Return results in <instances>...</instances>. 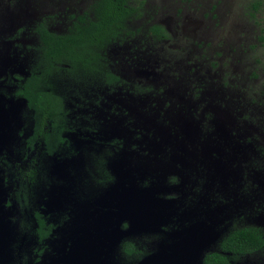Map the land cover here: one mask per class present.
Instances as JSON below:
<instances>
[{
    "label": "rangeland",
    "instance_id": "374dc122",
    "mask_svg": "<svg viewBox=\"0 0 264 264\" xmlns=\"http://www.w3.org/2000/svg\"><path fill=\"white\" fill-rule=\"evenodd\" d=\"M94 1L0 0V264H32L36 226L17 77L35 62L44 17L54 14L48 23L62 32L67 3L86 10ZM253 1L131 0L138 11L129 25L142 32L108 51L129 85L87 100L82 114L93 108L99 129L77 130L74 157L38 161L40 204L68 214L43 264H124L125 240L143 251L138 264H203L234 225L264 232V175L249 163L264 156V7ZM153 23L168 36L156 40ZM107 152L110 177L97 167ZM13 167H21L17 186L7 178ZM11 190V206H1ZM231 264H264V251Z\"/></svg>",
    "mask_w": 264,
    "mask_h": 264
},
{
    "label": "trees",
    "instance_id": "16d2710c",
    "mask_svg": "<svg viewBox=\"0 0 264 264\" xmlns=\"http://www.w3.org/2000/svg\"><path fill=\"white\" fill-rule=\"evenodd\" d=\"M130 2L131 0H95L89 9H86L85 14H80L73 26L62 32L52 30L48 23V18L55 16L54 14L47 15L38 23L36 31L40 43L37 46L36 55V49H32L35 62L31 65L30 75L24 79L20 94L27 99L28 107L35 117L39 118L40 129L44 128V124L54 129L57 124L62 123L59 118H65L64 98L60 94V88L63 89L60 87L62 79L76 76L77 79L78 77L99 78L104 83L118 81L122 84L121 77L110 65L111 58L108 51L112 44L129 42L142 32L139 28L133 30L129 25L136 15L135 12L138 11ZM253 2H255L253 5L255 10L264 7V0ZM216 6L217 4H214L213 8L215 9ZM89 11L94 13L93 16L89 15ZM251 15L255 17L256 13L253 12ZM150 30L156 40L168 36L164 27L158 23H153ZM60 139L63 140V138ZM50 145L53 150L54 146ZM262 152L264 154V149ZM262 158L264 156L249 162L260 175H264ZM216 160L217 165L224 168L222 157L219 156ZM98 161L106 164L105 160ZM215 173H219V170L216 169ZM35 215L38 221L35 240L41 247L36 261L37 264H43L49 243L60 239L57 232L63 231L61 226H64V223L50 222L45 212L37 211ZM64 218H67V215ZM121 251L124 252L122 254L124 264H138L144 258L143 251L127 240L123 242ZM263 251V230L253 224H237L221 237L215 249L205 253L203 264H231L233 256L253 255Z\"/></svg>",
    "mask_w": 264,
    "mask_h": 264
},
{
    "label": "flooded vegetation",
    "instance_id": "af4514ba",
    "mask_svg": "<svg viewBox=\"0 0 264 264\" xmlns=\"http://www.w3.org/2000/svg\"><path fill=\"white\" fill-rule=\"evenodd\" d=\"M72 1V0H71ZM66 6L70 7V10L68 11V13H66V15L69 16V21H68V25H66V29L65 31L70 28L71 26H73L75 20L80 16V14H85L87 11L85 9H80V7L76 8L72 2H69L66 4ZM74 6V7H73ZM76 9H80L77 11H73ZM89 9V8H88ZM93 12L89 11V15L93 16ZM49 15V14H48ZM51 29L54 31H57L55 29L54 26H51ZM108 55L110 56V60H111V67L113 69V71L118 74L121 79L120 81H122V84H120L118 81L114 82V83H104L102 80H100L99 78L93 79V78H85V77H77L74 76H68L64 79H62L60 81V87L63 86V89L60 88V94L63 95V102H64V111H66L65 113V118L60 117L59 121H62V123L57 124V127L54 129H51L48 127L47 124H44V128L40 129L39 125H38V121L39 118L35 117L33 111L28 107V102L27 99L20 94V88L23 87V84L25 82V77H27L28 75H30V71L26 76H19L17 77V81H16V88L18 89L17 91H13L15 96H19V97H24L26 99V104L28 107V113L29 116L26 117L27 122L25 123V128L23 130L24 135H20L24 136L23 137V141H22V146H21V150H20V154L21 157L23 158H28L30 160L33 161L34 165L32 168H30L26 174L27 177L29 179V183H30V194H31V211H32V216L36 222V226L34 229H31L30 231L32 232V251L30 253L31 260H32V264H37L36 261V256H38V250L41 249L40 246H38V242L35 240V229L37 227V218H36V212H45V206L44 204H40L41 199L38 198V191L40 188V185L42 183H40V178L37 179L38 177H40V167L38 164V161L41 160H46L48 159V157L54 153L56 154H62V151H67L68 155H71V157L73 156L72 153H74V149H73V139L75 137V135L77 134V130H79L80 128L85 129V131H96L97 129H99V123L97 122V120H95L94 118L98 115V113L96 112H92L90 111L93 108H90V110H87V112H85V115L82 114V110L86 109L87 107H89V104H92L93 101H87L90 98H92L94 95H97L98 93H100V91L102 89L104 90H112L115 89L117 87L123 86L128 84L125 79H123V77L118 73V69L116 68V63H114V59L112 58L111 54L108 52ZM4 60L0 61V67L3 64ZM31 69V68H30ZM3 82V81H1ZM14 82V81H11ZM129 85V84H128ZM20 87V88H18ZM59 88V87H58ZM95 104L100 107V100H96ZM2 104H0L1 106ZM85 107V108H83ZM91 114L89 117H86V115ZM84 115V118L82 117ZM1 117V116H0ZM85 119V125L81 124L80 121ZM91 120V121H90ZM59 123V122H58ZM59 125V126H58ZM61 125V126H60ZM91 129V130H90ZM3 135V130H2V124H0V141H3L4 135ZM60 135L62 137H60ZM60 138H63V140H61ZM62 144H61V143ZM52 144L54 146L53 150L51 145ZM35 154L37 156H35ZM55 154V155H56ZM107 153L105 155H100L98 156L99 159H102L103 161L105 160L106 164L108 161V157H107ZM74 157V156H73ZM1 159V158H0ZM98 159V160H99ZM100 163V165H99ZM97 163V167L101 170L102 174L104 175H108V177H110L109 172L107 171V166L105 163L99 162ZM15 170L10 169L7 172L8 175V179H13V183L17 186V182L19 177L21 176V167L15 168L13 167ZM5 180V178H4ZM106 178L103 177V183H105ZM10 185L6 180H5V184ZM2 189V188H1ZM13 190H15L16 193V189L14 188ZM7 192L4 191V194H6ZM41 194L43 195L44 192H41ZM13 191L11 190L8 193V196L5 198L6 200H4L2 198V202H1V206H11L13 200ZM46 216H48V220L50 222H53L55 224L58 223H63L64 221H66L68 219V214L67 218H64V214L59 215V214H51L49 212H45ZM30 232V233H31ZM31 235V234H30ZM55 235V234H54ZM53 235V236H54ZM56 237V235L54 236ZM27 240V237L24 236L23 240H22V244L20 246V250L23 249V246L25 245ZM29 255V254H27Z\"/></svg>",
    "mask_w": 264,
    "mask_h": 264
}]
</instances>
